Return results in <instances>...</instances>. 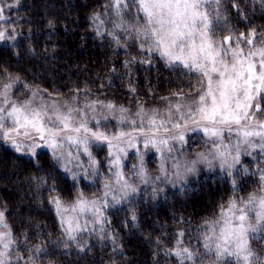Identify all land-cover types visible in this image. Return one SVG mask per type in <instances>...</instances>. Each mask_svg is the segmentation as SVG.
Listing matches in <instances>:
<instances>
[{"label": "trees", "instance_id": "obj_1", "mask_svg": "<svg viewBox=\"0 0 264 264\" xmlns=\"http://www.w3.org/2000/svg\"><path fill=\"white\" fill-rule=\"evenodd\" d=\"M127 3V8L121 6V19L115 14L113 0H3L5 19L0 20V31L6 30L15 39L0 41V86L19 77L11 89L19 96L43 92L73 108H83L91 101L111 103L116 112L101 105L86 109L89 118L109 116L108 121L101 119V129L110 133L131 130L122 129L112 118L119 117L121 107L129 110V117L141 107L149 114V109H155L164 115L177 97L196 91L201 84L199 74L179 64L169 65L158 53L148 52V45L141 49L146 18L133 0ZM219 10L226 21L217 27V39L252 29L257 44L264 39V0H221ZM121 23L123 28L115 27ZM109 33L119 37V44ZM197 138L188 133L187 143H176L175 150L166 154L167 177L160 171L161 153L138 145L144 153L148 183L132 167L140 164L136 149H127L121 170L139 191L118 204L109 196L103 223H90L88 231L75 240L65 233L52 198L59 197L67 208L77 202L80 193L102 203L104 184L118 187L107 146H91L99 173L92 176L87 155H77L74 147L68 149L72 157L62 159L72 162L63 169L45 149L31 156L0 142V211L17 241L11 264H33L30 256L35 264H181L175 251L182 247L196 253L195 264H235L234 257L217 259L214 244L211 251L204 248L205 234L212 233L203 226L219 219L229 200L237 199L240 204L249 194L261 192L264 153L255 151L251 157H243L231 176L221 170L203 172L180 183L183 180L173 174V161L192 158ZM116 195L119 199L123 193ZM249 243L258 264H264V230L250 237ZM36 246L45 251L37 255ZM17 256L23 259L17 260Z\"/></svg>", "mask_w": 264, "mask_h": 264}, {"label": "snow or ice", "instance_id": "obj_2", "mask_svg": "<svg viewBox=\"0 0 264 264\" xmlns=\"http://www.w3.org/2000/svg\"><path fill=\"white\" fill-rule=\"evenodd\" d=\"M133 2L138 5V11L143 12L148 25L142 32L141 49L148 45V52L158 53L169 65L179 64L189 72L199 74L201 87L197 92L198 99L191 104L172 105L164 115L155 109L149 114L141 107L134 117H129V110L121 107L119 117L112 118L117 119L120 127L127 126L131 130L110 133L106 128L101 129V119L108 121L110 117L89 118L86 109L95 110L96 105H101L111 111L116 107L111 103L103 105L101 101H91L83 108L65 104L62 109L57 106L56 101L51 105L46 102L36 103V92L23 101L12 99L11 89L19 81V77L0 86V142L10 146L15 152L36 156L37 149L46 147L52 150L53 158L59 160L62 156L72 157L70 151L64 150L67 144L76 149L77 155H87L90 174L96 176L99 173L91 146L106 145L109 150L108 155L112 157L110 169L118 187L106 182L102 203L98 200L89 201L80 193L76 204L69 209L59 197L52 198L51 202L55 205L57 215L61 217V225L70 240H75L79 233L88 231L90 223L93 226L103 223L106 219L103 209L108 206L109 196L114 204H118L139 191L129 183L121 170V159L127 156V149H136L139 155L140 164L133 168L143 183L148 181L144 179V153L140 152V144L145 150L154 148L161 153L160 171L167 177L165 156L175 150L176 143L184 145L187 143L186 135L198 131L208 137L211 151L207 155L199 153V160L187 162L183 166L173 161V174L177 179L195 172L196 164L200 161L211 167L209 156L218 160L219 167L231 176L232 169L239 163L241 145H248L253 150L259 148L264 153V119L260 117L264 113L261 104L264 100V39L257 44L255 29L247 34H229L217 39L216 29L221 22L226 21L219 10L221 0ZM2 5L3 0H0V20L5 19V6ZM122 5L127 8V0H113L115 14L121 19ZM93 18L99 19V16ZM115 27L123 28L124 25L116 24ZM109 35L119 44V37L115 33ZM137 35L141 33L138 31ZM6 39L14 40L15 36H7L6 30L0 31V41ZM90 124L94 127H90ZM226 134H235V143H225ZM248 154L251 155L250 152ZM85 172L88 173V170L85 169ZM73 179H76L75 174ZM260 180V191L264 193V170ZM232 183L235 188V180ZM118 192L123 193L119 199L116 195ZM240 203L243 206H238L237 199L229 200L227 208L222 207L219 219L211 223L205 222L203 227L212 234H205L204 248L211 251L214 244L217 259L227 256L234 257L235 264H258L249 238L264 230V194H249L248 199L241 200ZM69 211L77 215L66 217L65 214ZM88 213H91V218L85 219L82 224L79 216H87ZM132 219H136L135 215ZM3 221L4 212L0 211V224ZM4 227L7 228V225L4 224ZM16 244L17 241L11 238L10 229L0 231V264H11V249ZM34 251L39 255L45 249L36 246ZM175 255L181 258V264L185 261L195 264L196 253L187 247L177 249ZM16 259L22 260L23 257L17 256ZM29 260L35 264L32 256Z\"/></svg>", "mask_w": 264, "mask_h": 264}, {"label": "rangeland", "instance_id": "obj_3", "mask_svg": "<svg viewBox=\"0 0 264 264\" xmlns=\"http://www.w3.org/2000/svg\"><path fill=\"white\" fill-rule=\"evenodd\" d=\"M201 87V84L200 86L196 89L195 92H192L188 95H182L180 97H177L176 98V102L181 104V105H188V104H191L193 100L195 99H198V95H197V92H198V89H200ZM11 95V98L14 99V100H17V101H23L25 99H28L30 98L31 96H19V95H16L14 93H10ZM35 101L36 103H40V102H46L48 103L49 105L52 104L53 101H56L57 102V106L58 107H61L63 109V106L65 105V101H63V99L61 98H58V97H55V96H51V97H47L46 95H44V93L42 92V94L40 96H36L35 98ZM176 103V104H177ZM175 104V105H176ZM261 104H262V107H264V100L261 101ZM91 110V109H90ZM150 111H152L151 109H149ZM117 110H111L109 112H116ZM260 117L262 119H264V113H261L260 114ZM122 129L124 128L121 127ZM190 135H197L198 138L196 140V145L194 147V153H193V157L192 158H185L184 161H180V160H175L176 162H178L179 164H181L182 166L185 165L187 162H190V161H193V160H199V156L198 154L199 153H204V154H208L210 151H211V143L209 141V138L206 137L202 132H195V133H189ZM235 140H236V136L235 134L231 135V136H228L227 134L225 135V143H228V142H232V143H235ZM257 142H258V138H257ZM47 150L49 151L51 154H52V150L49 149V148H40V149H37V151L39 150ZM69 149V145L65 144L64 146V150L65 152H69L68 151ZM255 151H260L259 148H256L255 150H253L251 147H249L248 145H241V149H240V158H239V163L241 162V159L243 157H251L252 155L255 154ZM251 153V155H249L248 153ZM233 154H235L233 152ZM53 156V155H52ZM65 158L67 159L66 157L62 156L59 160H56L54 159L55 161H57L61 167L63 169H65L66 167L68 168L69 165H71L72 162H68V163H65L62 159ZM209 160H211V167L209 166L208 163H205L203 161H200L196 164V171L193 172V173H187L183 176L182 179H178V180H183L181 181L180 183L190 179L191 177H198L200 174H202L203 172H206L207 174L208 173H216L217 171H224L223 169H221L219 167V161L218 160H215V159H212V157L209 156ZM123 162H124V156L122 157L121 159V165H123ZM239 163H237L235 166H237ZM135 164L132 165V167L134 166ZM122 169V167H121ZM181 171H183V168H181ZM176 177V176H175ZM177 179V177H176ZM256 194L257 196L261 195V194H264V193H261V192H258V193H254ZM87 200H93L95 198H86ZM247 200V199H246ZM246 200H243V201H246ZM76 203L72 204V205H69V209H71ZM238 206H243L241 203L238 204ZM66 217H73L75 215H77V213L75 212H72V211H69L67 212L66 214ZM250 215H254L253 213H250ZM91 217V213H88L87 216L85 215H80L79 216V219H80V222L83 224V222L85 221V219H89ZM252 222L254 223V219L252 220ZM4 224H6V221H5V216H4V221H3V224H0V231H7L9 230L10 228L7 226V228L4 227ZM11 238H12V235H11ZM14 246V245H13ZM13 248V247H12ZM12 250V249H11Z\"/></svg>", "mask_w": 264, "mask_h": 264}]
</instances>
